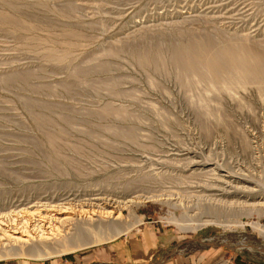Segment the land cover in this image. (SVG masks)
I'll return each mask as SVG.
<instances>
[{
    "label": "rangeland",
    "instance_id": "rangeland-1",
    "mask_svg": "<svg viewBox=\"0 0 264 264\" xmlns=\"http://www.w3.org/2000/svg\"><path fill=\"white\" fill-rule=\"evenodd\" d=\"M255 55L264 72V0H0V211L159 195L122 208L135 223L110 240L0 264L119 241L141 262L264 264V90L234 71ZM185 212L227 226L169 221Z\"/></svg>",
    "mask_w": 264,
    "mask_h": 264
},
{
    "label": "bare ground",
    "instance_id": "bare-ground-1",
    "mask_svg": "<svg viewBox=\"0 0 264 264\" xmlns=\"http://www.w3.org/2000/svg\"><path fill=\"white\" fill-rule=\"evenodd\" d=\"M214 61L215 58L211 59L212 64ZM262 61L263 59L255 55L248 61L238 62L239 66L236 65V70H234L235 75L243 74L241 77L244 80L254 82L258 89L264 90V85L261 83L264 78V72L261 70ZM258 65H260V68ZM194 164L191 159H188L185 165L187 169H185L189 171ZM208 173L210 172L205 174ZM190 174L192 172L187 175ZM187 175H183L181 178H185ZM246 189L253 191V188L249 186ZM127 196L129 195L117 197L107 189L96 188L94 192L84 196L74 194L63 197L38 198L33 201L28 200L25 203L17 202L11 205V208H7V211H0V242L4 240L13 245H19V248L8 247L9 249H3L4 251L0 252V259L7 256H27L35 259H45L73 252L87 245L100 244L121 233H126L135 222L125 223L121 218V209L126 208L133 202H139L143 198L159 197V195L145 196L142 199L138 194L129 198ZM176 202H174L175 205L182 206L187 211H189V208L193 209L186 199L177 197ZM261 204L264 206V203ZM113 208H116L115 212ZM194 214L188 215L185 212L179 217L172 216L169 221L178 225L181 229H196L209 222L222 227L227 226L223 222L215 221L214 219L197 218V214ZM232 223H235V221ZM259 229L264 233V225H259ZM5 244L7 243H4L3 246Z\"/></svg>",
    "mask_w": 264,
    "mask_h": 264
},
{
    "label": "crops",
    "instance_id": "crops-1",
    "mask_svg": "<svg viewBox=\"0 0 264 264\" xmlns=\"http://www.w3.org/2000/svg\"><path fill=\"white\" fill-rule=\"evenodd\" d=\"M141 244L142 245L140 246L143 248L144 255H152L155 253V251H158L153 249V242L149 238H143ZM128 248L129 247L126 246L124 242L119 241L106 246L97 247L82 254H74L72 256L63 258H53L47 264H155L150 261H135L138 255L137 253L142 254V250L135 248V245L131 246L132 250ZM159 249H161V247H159ZM174 249L171 250V253L174 251ZM180 262L181 261L175 257H167L166 259L163 257L162 261L158 262V264H177ZM14 264L41 263L37 261H19Z\"/></svg>",
    "mask_w": 264,
    "mask_h": 264
}]
</instances>
